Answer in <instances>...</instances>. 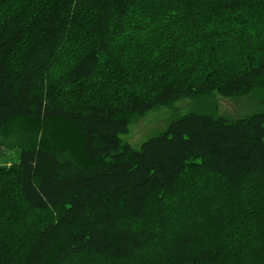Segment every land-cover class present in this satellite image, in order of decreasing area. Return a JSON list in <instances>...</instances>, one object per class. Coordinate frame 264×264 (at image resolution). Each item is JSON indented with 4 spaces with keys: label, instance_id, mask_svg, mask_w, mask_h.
<instances>
[{
    "label": "trees",
    "instance_id": "1",
    "mask_svg": "<svg viewBox=\"0 0 264 264\" xmlns=\"http://www.w3.org/2000/svg\"><path fill=\"white\" fill-rule=\"evenodd\" d=\"M215 94L264 108V0H0V264H264V109Z\"/></svg>",
    "mask_w": 264,
    "mask_h": 264
},
{
    "label": "rangeland",
    "instance_id": "2",
    "mask_svg": "<svg viewBox=\"0 0 264 264\" xmlns=\"http://www.w3.org/2000/svg\"><path fill=\"white\" fill-rule=\"evenodd\" d=\"M210 102L215 103L217 106V115L230 118L247 116L264 109L252 95L241 98H225L215 94L203 105H210ZM194 109H199L198 102L185 98L170 107H163L150 112L144 117L134 118L129 127V132L123 135V139L138 149L147 138L167 128L172 118ZM17 158L18 153L15 148H8L5 145L1 146L0 164L10 163Z\"/></svg>",
    "mask_w": 264,
    "mask_h": 264
}]
</instances>
